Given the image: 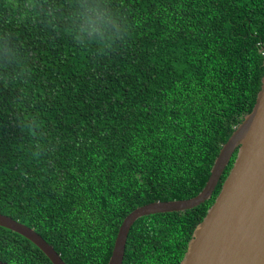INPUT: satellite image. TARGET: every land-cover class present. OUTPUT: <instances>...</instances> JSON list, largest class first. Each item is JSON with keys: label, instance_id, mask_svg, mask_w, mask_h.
I'll return each instance as SVG.
<instances>
[{"label": "trees", "instance_id": "trees-1", "mask_svg": "<svg viewBox=\"0 0 264 264\" xmlns=\"http://www.w3.org/2000/svg\"><path fill=\"white\" fill-rule=\"evenodd\" d=\"M264 0H0V212L66 264L205 185L264 74ZM211 197L137 218L122 264H178ZM0 260L52 264L0 226Z\"/></svg>", "mask_w": 264, "mask_h": 264}, {"label": "water", "instance_id": "water-1", "mask_svg": "<svg viewBox=\"0 0 264 264\" xmlns=\"http://www.w3.org/2000/svg\"><path fill=\"white\" fill-rule=\"evenodd\" d=\"M234 153L178 264H264V74L251 110L221 145L203 188L189 198L155 200L131 210L118 227L107 264H122L127 235L137 218L190 209L209 199ZM0 226L30 240L52 264H66L32 227L1 212ZM0 264L9 263L0 260Z\"/></svg>", "mask_w": 264, "mask_h": 264}]
</instances>
